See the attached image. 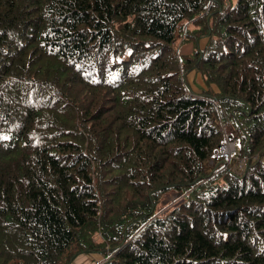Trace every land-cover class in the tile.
<instances>
[{
    "label": "trees",
    "instance_id": "trees-1",
    "mask_svg": "<svg viewBox=\"0 0 264 264\" xmlns=\"http://www.w3.org/2000/svg\"><path fill=\"white\" fill-rule=\"evenodd\" d=\"M80 255L264 264V0H0V264Z\"/></svg>",
    "mask_w": 264,
    "mask_h": 264
},
{
    "label": "rangeland",
    "instance_id": "rangeland-1",
    "mask_svg": "<svg viewBox=\"0 0 264 264\" xmlns=\"http://www.w3.org/2000/svg\"><path fill=\"white\" fill-rule=\"evenodd\" d=\"M205 41H206L205 38L201 39L200 42H199V45L202 47V46L204 45ZM175 44H176V48H177V50H179L180 52H182V53H184V54H186V53H190L191 50H192V44H191V43H180V40H179V41H177ZM187 80H188V86H189V89H190L191 92H193V93H199L201 90H203V89H205V88L208 87V86L204 83V81H203L202 78H201L200 73H198V72L191 71V72L187 75ZM212 87H213L214 89H216V88H215L216 86L213 85V84H212ZM225 135H228L227 132L224 134V136H225ZM226 144H230V145H231L230 150L233 149V148H235V147H234V144H235L234 141H232V142H226V141H225L220 147L223 149V145H225V147H226ZM230 145H229V146H230ZM216 158H218V157H216ZM235 162H238V165H239V163H243V161H242L241 159L238 160L237 158L235 159ZM236 166H237V165H236ZM180 195H181V194H178V193H172V194H170V195H167L166 198H165V200H164L165 205H163V206L166 207L167 204H168L169 202L177 200V199L180 197ZM161 209H163V208H161ZM161 209H160V210H161ZM96 257H97L98 259L102 260V257H101V256H96ZM76 259H77V258H76ZM76 259H75V260H76ZM77 264H91V263L83 259L82 261H77Z\"/></svg>",
    "mask_w": 264,
    "mask_h": 264
},
{
    "label": "built area",
    "instance_id": "built-area-1",
    "mask_svg": "<svg viewBox=\"0 0 264 264\" xmlns=\"http://www.w3.org/2000/svg\"><path fill=\"white\" fill-rule=\"evenodd\" d=\"M226 142H232L233 139L229 138V136H226ZM230 144H226V147L225 145H223V149L220 147V150L216 151L215 152V156L218 157V158H222L223 160L225 161H229L232 157V154L235 152V148L231 149V145L229 146ZM234 147H235V144H234Z\"/></svg>",
    "mask_w": 264,
    "mask_h": 264
},
{
    "label": "crops",
    "instance_id": "crops-1",
    "mask_svg": "<svg viewBox=\"0 0 264 264\" xmlns=\"http://www.w3.org/2000/svg\"><path fill=\"white\" fill-rule=\"evenodd\" d=\"M93 256H95V255H93ZM93 256L80 255L71 264H77V261H82L83 259L86 260V261H88V262H90L91 264H96L95 261H94L95 258ZM96 259H98V258H96Z\"/></svg>",
    "mask_w": 264,
    "mask_h": 264
}]
</instances>
